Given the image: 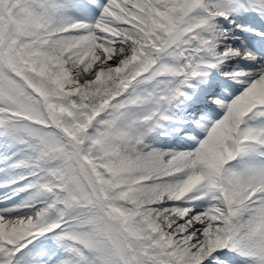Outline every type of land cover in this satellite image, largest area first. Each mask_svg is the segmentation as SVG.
I'll return each mask as SVG.
<instances>
[{"label":"snow or ice","instance_id":"1","mask_svg":"<svg viewBox=\"0 0 264 264\" xmlns=\"http://www.w3.org/2000/svg\"><path fill=\"white\" fill-rule=\"evenodd\" d=\"M0 264H264V0H0Z\"/></svg>","mask_w":264,"mask_h":264},{"label":"bare ground","instance_id":"2","mask_svg":"<svg viewBox=\"0 0 264 264\" xmlns=\"http://www.w3.org/2000/svg\"><path fill=\"white\" fill-rule=\"evenodd\" d=\"M97 63H99V61H98ZM94 67H95V66H94Z\"/></svg>","mask_w":264,"mask_h":264}]
</instances>
